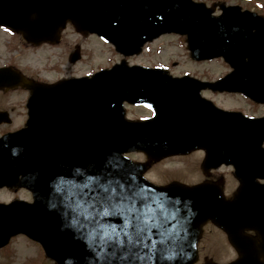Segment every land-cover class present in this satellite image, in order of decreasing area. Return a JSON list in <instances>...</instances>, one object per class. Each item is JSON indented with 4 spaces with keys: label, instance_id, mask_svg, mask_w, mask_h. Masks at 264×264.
<instances>
[{
    "label": "water",
    "instance_id": "95a60500",
    "mask_svg": "<svg viewBox=\"0 0 264 264\" xmlns=\"http://www.w3.org/2000/svg\"><path fill=\"white\" fill-rule=\"evenodd\" d=\"M196 7L189 0H0V24L18 27L36 41L51 39L69 18L80 28L95 31L113 42L118 49L131 53L141 43L137 34L143 32L142 24H160L161 27L153 29L159 32L176 30V18L184 17L177 9ZM190 49L195 55H231V48L222 53L220 50L224 48L219 49L218 46L199 50L193 44ZM135 73H138L136 69L119 66L91 79L77 80L71 84L36 85L33 88L28 100L30 105L73 104L84 107L73 111L77 115V128L83 134L79 140L69 143L65 163L63 157L53 163L52 158L48 160L39 157V154H32L30 146H36L37 142L28 138L31 133L39 135L36 117L46 112L33 108L30 110L28 128L18 134L20 137L4 138L3 143H7L8 147L25 148V157H28L30 167L34 168L29 180H34L35 184L37 174V186L41 189L33 190L34 204H14L0 212V246L7 242L10 235L24 232L40 241L47 255L58 264H191L194 254H189V257L184 251L191 247L190 252H193L191 244L195 241L201 222L211 218L229 229L228 220L232 210L238 212L242 205L234 204L231 207V202L221 204L216 190L204 184L193 187L171 184L165 188H150L146 182L139 180L142 170L139 164L127 163L121 158L122 152L134 149H143L151 155L161 154L158 146H166L165 153L178 152L187 145L182 140L196 138L194 133L184 132L183 124L191 120L185 106L175 110L177 118H173L172 122L159 116L158 125L140 132L143 125L124 121L120 106L123 99H133L137 94L150 96L151 101L155 97L146 91V86L137 85ZM239 76L233 77L236 79ZM227 81L232 82L230 78ZM225 120L229 121L228 118ZM88 128H91V132L86 138L84 132ZM244 129L243 126L221 128L220 144L215 146L209 142L217 162H234V147L246 145L239 139L244 136ZM193 144L201 145L202 142ZM62 145L58 147L60 151L63 150ZM252 145L257 146V143ZM237 157L241 160L246 155L239 150ZM254 166L263 168L261 163ZM70 177L74 182L76 178L80 182L74 184ZM62 180L63 189L55 188L54 185L62 183ZM137 182L145 190L151 191L158 205H163L156 207L161 215L171 213L170 244L173 253L169 256L164 253L160 236L146 245L155 246L157 251L156 255L150 257L143 248L146 240L141 239L138 243L136 237L124 233L125 219L121 212H135V196L139 193ZM105 190L111 193V199L106 202V208H101L99 205L104 203L102 198L107 194ZM92 204L96 207L90 208ZM139 208L144 210L146 207L140 205ZM251 209L252 205L249 204L247 210ZM70 210L72 218L68 222L67 217L63 216L69 214ZM105 210L109 213L107 216L99 214ZM128 228L133 230V224H128ZM105 232L112 237L110 245L99 238ZM176 250L180 253H176Z\"/></svg>",
    "mask_w": 264,
    "mask_h": 264
},
{
    "label": "rangeland",
    "instance_id": "374dc122",
    "mask_svg": "<svg viewBox=\"0 0 264 264\" xmlns=\"http://www.w3.org/2000/svg\"><path fill=\"white\" fill-rule=\"evenodd\" d=\"M210 1V0H206ZM250 3V2H245ZM10 36L9 34L4 31L0 30V64L5 61V56L8 54V51L12 49V54L17 53V58L16 63L20 64L21 67L24 65H30V66H39L42 63H44V58L43 57H36L35 55H31V53L27 50H23L21 45L19 44H11V45H4L6 40H9ZM100 48V47H98ZM171 49V48H168ZM173 53L171 54L174 56V59L178 61L179 67L182 64V61L184 60V54L182 53L181 50L174 49L172 51ZM170 53V52H169ZM21 54V55H20ZM20 55V56H19ZM36 55H41L46 57V53H39ZM159 56V55H158ZM116 57L114 53L108 52L106 47H103V50L98 51V53H94V56L91 59V63H86V65L81 64L79 65V68L81 66V69L89 70V68H94L97 66H101L107 62H111L115 60ZM210 66V65H207ZM213 66V65H212ZM46 77H54L55 73L54 72H48L46 73ZM21 91H13L11 94V99L12 102H23L24 96L20 93ZM231 100V101H230ZM227 99L224 100L225 104H239L235 99ZM11 103V102H9ZM131 115L137 114L134 111L130 112ZM180 160V159H179ZM177 161V160H175ZM175 161H171L170 163L167 164H158L152 166V168L147 172V174L155 180L158 181H163L164 178L170 177V176H178L182 177L183 180L186 181H195L200 178V171L198 172L197 168H199V161H195L192 158H187L185 161H180L179 165L175 164ZM164 162V161H163ZM195 167V170H192V167ZM210 230V229H208ZM211 231V230H210ZM212 233L209 232V235ZM27 241V240H26ZM36 248H32L28 245L24 244V241L17 237L13 238L11 240V243L7 245L5 248L0 249V264H27L29 262L30 257H35L40 256L38 251H36ZM13 252V254H12ZM220 254V251L218 252ZM228 253L227 251L224 252V257L227 258ZM37 262L43 263V258L38 257ZM51 264H53L50 261ZM49 262H46L45 264H50Z\"/></svg>",
    "mask_w": 264,
    "mask_h": 264
},
{
    "label": "flooded vegetation",
    "instance_id": "af4514ba",
    "mask_svg": "<svg viewBox=\"0 0 264 264\" xmlns=\"http://www.w3.org/2000/svg\"><path fill=\"white\" fill-rule=\"evenodd\" d=\"M215 13L218 14L219 11H216ZM88 38L89 37H84L81 40H85ZM59 41L60 42H58L59 44H57V45H59L58 55L59 56L61 55L60 64L62 66L65 65V67L67 69H69V71H70L74 67V64L68 62L67 59L69 60V57L73 54V52H75V54H78L80 58L82 57V54H84V56L86 57L87 56L86 55L87 54L86 48H87L88 42L84 43L83 48H82L81 44H79V45L77 44V40L72 41L71 34L68 32L63 33L62 36L60 37ZM47 46H51V45H47ZM51 47H53V46H51ZM75 75H76L75 73L70 74V72H66V73L62 74L61 76L68 77V76H75ZM201 94L204 97L211 99L215 104L220 105L221 107L228 108V109H234L232 106L221 103V101L227 100V98L229 97V94H228V96H226V94L212 92V91H204V92H201ZM245 103L247 105L246 109H242V111H244L246 113V115L252 116V117L264 116V106L263 105L254 103L253 101L248 100V99H246ZM17 107L20 109H17ZM236 109L239 110L240 108H236ZM3 110L4 111L1 115V117L2 118L6 117V119H8V121H9V123H11L13 120L18 118V114L26 111V106L25 105H16V104H14V105L5 104ZM22 115H24V114H20L19 116H22ZM210 179L221 181V178L216 176V173H214V172L210 174ZM236 183H237V181H235V185L233 186L232 192H234L236 189V186H237ZM259 183L261 185H264V180H259ZM25 196H26V194H25ZM246 234H247L248 238L253 240V242L254 241L258 242L260 240L259 236L251 230H246ZM262 259L264 260V256L262 257Z\"/></svg>",
    "mask_w": 264,
    "mask_h": 264
},
{
    "label": "snow or ice",
    "instance_id": "6c2138e0",
    "mask_svg": "<svg viewBox=\"0 0 264 264\" xmlns=\"http://www.w3.org/2000/svg\"><path fill=\"white\" fill-rule=\"evenodd\" d=\"M105 191H106L107 194L102 198L103 201H104V203H100L99 206H100L101 208H106V202H109L110 199H111V193H110V192H107V190H105ZM89 207H90V208H95L96 205H95V204H92V205H90ZM145 207H147V206L145 205ZM157 207H158V208H161V207H163V205H157ZM149 210L151 211V209H149ZM133 211H135V210H133ZM99 214L102 215V216H107L109 213H108L107 210H105V211L100 212ZM87 218H88V217L86 216L85 219H87ZM161 219H163L162 216H161ZM135 232H136V239H137V241H140V240L142 239V232H143V229L137 227L136 230H135ZM99 238H100L101 240H105L109 245L112 243V237L109 236L106 232H105V233H101V234L99 235ZM130 242H132V241H131V238H130ZM117 243H118V242H117ZM98 258H99V257H98ZM121 259H124V257H121Z\"/></svg>",
    "mask_w": 264,
    "mask_h": 264
}]
</instances>
